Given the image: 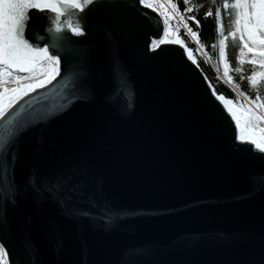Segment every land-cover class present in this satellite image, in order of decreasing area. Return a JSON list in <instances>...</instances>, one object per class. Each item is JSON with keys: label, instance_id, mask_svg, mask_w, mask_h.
Masks as SVG:
<instances>
[{"label": "water", "instance_id": "water-1", "mask_svg": "<svg viewBox=\"0 0 264 264\" xmlns=\"http://www.w3.org/2000/svg\"><path fill=\"white\" fill-rule=\"evenodd\" d=\"M101 2L85 9L84 37L65 28L64 51L49 45L60 55L56 78L0 118V144L10 127L28 129L18 203L7 213L10 259L264 264V154L235 139V122L184 46L149 48L155 28L141 12L163 37L159 13L135 0ZM53 15L29 10L34 46L50 38ZM3 176L0 162V195Z\"/></svg>", "mask_w": 264, "mask_h": 264}, {"label": "snow or ice", "instance_id": "snow-or-ice-1", "mask_svg": "<svg viewBox=\"0 0 264 264\" xmlns=\"http://www.w3.org/2000/svg\"><path fill=\"white\" fill-rule=\"evenodd\" d=\"M136 5H143L144 8L153 9L163 18V37H159L160 28L158 24H153L148 16L141 12L149 26L155 28V31L146 36L149 48L155 54L161 45L174 43L183 45L184 42L177 38L168 40L169 21L178 18L181 24L187 28L184 23L185 17L180 14L176 3L168 0L170 10L159 0H135ZM187 6L188 0H183ZM107 7L101 0H0V118H5L9 109L22 100L30 92L44 87L56 78L60 73V55L51 54L49 45L54 53H62L70 38L64 34L63 29H67L73 35L78 37L85 36L87 24L81 26L80 20H85L87 13ZM231 9L234 15L232 21L233 29L228 33L235 38L239 34L240 48L239 55L236 57L240 64L244 63L243 57L246 54H252L248 63L259 65V71H252L248 76L250 86L256 87L259 80H264V0H223V9ZM35 9L40 13L45 10L54 14V31L50 38L44 43V46H34L26 38V27L30 30L32 19L29 17V10ZM80 12L82 15L74 19V12ZM184 11H191L185 7ZM211 13L206 12L205 16ZM217 27L221 32L219 40V57L223 64L224 75L229 82L232 77L228 75L229 65L225 59V37L223 36L222 26L219 24L220 9L216 11ZM34 19V18H33ZM195 20V17H190ZM199 26V21H196ZM192 37L197 38V32L188 28ZM153 36L159 37L158 39ZM188 58L193 60L192 49L186 48ZM258 57V58H257ZM237 68L236 71H240ZM243 79V77H241ZM16 85L10 87L9 85ZM215 94V90H213ZM216 99L223 105V109L231 116L235 122V139L242 145L254 146L255 150L264 154V100L257 94L253 99L246 97V103H239L233 99L225 97L223 94H216ZM14 111V109H13ZM58 115V114H57ZM53 117L48 118L49 120ZM44 121H38L35 125L29 127H39ZM27 128L19 125L10 127L6 133L3 143L0 144V162L3 165L4 176L2 178L3 193L0 195V211L3 212L4 228L0 230V264H18L15 257V248L12 244L11 229L8 226L7 213L9 206L15 207L16 201V164L19 160V145L21 137ZM75 195L68 193L69 199ZM80 215L88 216L87 212Z\"/></svg>", "mask_w": 264, "mask_h": 264}, {"label": "trees", "instance_id": "trees-1", "mask_svg": "<svg viewBox=\"0 0 264 264\" xmlns=\"http://www.w3.org/2000/svg\"><path fill=\"white\" fill-rule=\"evenodd\" d=\"M172 2L176 3L184 13L189 27L197 32L195 42L182 30H178L176 37L184 42L185 49H192L195 63L206 76L212 89L215 90V94H223L225 97L239 103H246V97L253 99L257 94L264 100V80H259L257 86L252 87L247 79L252 71L260 70L258 64L248 63L252 58V54H246L243 57V64H240L236 59L240 48L239 34L235 38L228 35L233 29L234 15L230 8L228 10L223 9V0H188L187 6L183 3V0H172ZM230 3L231 0H229ZM185 7L191 9V11H184ZM217 9H220L219 24L222 26L223 36L226 38L225 59L229 65L228 75L232 77L231 82L224 75L223 64L220 62L219 57L221 32L217 27ZM206 12L211 13V15L205 16ZM193 16L195 20L190 19ZM196 21H199V26H197ZM237 68L241 70L236 71Z\"/></svg>", "mask_w": 264, "mask_h": 264}, {"label": "built area", "instance_id": "built-area-1", "mask_svg": "<svg viewBox=\"0 0 264 264\" xmlns=\"http://www.w3.org/2000/svg\"><path fill=\"white\" fill-rule=\"evenodd\" d=\"M159 2H162L164 3L166 6H168L169 10H170V5H168V0H159ZM173 3V2H172ZM180 10V9H179ZM186 12H189V11H186ZM158 13V12H157ZM180 14H182L184 16V13L180 10ZM163 19V18H162ZM184 23L187 24V28L184 27V24H181L179 22V19L178 18H173L169 21V36L167 38H170L172 37V34L173 36H176L178 30H182L189 38L192 39V41H196V38L192 37L191 33L188 31V28L189 25H188V22L187 20L185 19ZM191 29V28H190ZM192 30V29H191ZM193 31V30H192ZM195 32V31H194ZM164 35V33H163ZM10 87H15L16 85L12 84V85H9Z\"/></svg>", "mask_w": 264, "mask_h": 264}, {"label": "rangeland", "instance_id": "rangeland-1", "mask_svg": "<svg viewBox=\"0 0 264 264\" xmlns=\"http://www.w3.org/2000/svg\"><path fill=\"white\" fill-rule=\"evenodd\" d=\"M168 40H174V39H177V37L176 36H173V34H172V37H170V38H167ZM183 46V45H182ZM188 55V54H187ZM47 85V84H46ZM247 102V101H246Z\"/></svg>", "mask_w": 264, "mask_h": 264}, {"label": "bare ground", "instance_id": "bare-ground-1", "mask_svg": "<svg viewBox=\"0 0 264 264\" xmlns=\"http://www.w3.org/2000/svg\"><path fill=\"white\" fill-rule=\"evenodd\" d=\"M221 103V102H220ZM222 104V103H221ZM223 106V105H222Z\"/></svg>", "mask_w": 264, "mask_h": 264}]
</instances>
